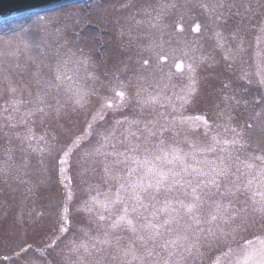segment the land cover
I'll return each mask as SVG.
<instances>
[{
	"label": "snow or ice",
	"instance_id": "snow-or-ice-1",
	"mask_svg": "<svg viewBox=\"0 0 264 264\" xmlns=\"http://www.w3.org/2000/svg\"><path fill=\"white\" fill-rule=\"evenodd\" d=\"M201 7L214 16L217 24H227L222 2ZM66 29L67 25H60L58 18L37 16L19 31L0 36V79L8 83L11 97L0 105V119L7 122L0 126H24L25 131L15 135L22 145L26 143V148L22 149L23 164L10 163L12 157L6 153L7 159L0 161V175L7 177L13 167L27 169L28 153H32L40 157L38 164L44 175L28 189L29 194L34 195L36 189L48 183L49 173H55L65 189L62 204L58 206L59 227L50 237V244L34 250L31 245L21 248L14 258L5 257L9 264L12 259H19V264H51L47 260L48 249L68 236L72 224L70 211L75 194L68 173L75 165L80 169L77 175L83 176L87 169L81 167L82 162L95 158H103L104 182L107 184L108 179H113L115 187L109 185L102 190L99 184L88 183L83 188L86 199L80 201L76 210L88 214L96 231L93 235L91 229L82 228L85 238H68L63 264H264V150L259 154L246 151L251 147L246 135L257 130L264 134V96L259 98L260 107L251 117L255 124L232 126L231 115L225 117L223 110L217 112L226 122L216 127L231 133L230 137H221L212 131L207 115L185 114L186 106L193 103L198 93L197 66L189 63L187 85L173 94L179 107L172 97L164 98L171 113H159L162 123L156 118L142 120L122 116L104 127L107 112L125 108L132 97L118 74L115 84L109 81L112 96L101 97L96 89L81 82V69L85 71V79L96 81L99 78L87 71L95 64L91 52L80 44L82 32L73 33L69 38L65 35ZM200 30L199 24L193 28L197 33ZM258 31L259 49L264 42V21ZM52 33L57 37L54 48L47 39ZM214 37L216 47L224 50V59H233L234 50L225 49L223 30L215 31ZM242 44L241 40L237 50H243ZM21 53L25 56L24 65L19 63ZM255 55V71L243 72L240 79L252 84L251 77H255V83L264 88V51L257 50ZM13 59L16 63H12ZM208 59L200 57L201 62ZM142 63L147 66L149 61L145 59ZM29 64L34 66L32 77L36 93L33 101H24L16 98L18 88L12 83L10 73L24 71ZM175 67L183 71V61L177 62ZM70 72L76 75L71 87L66 83L74 79ZM231 86V82L223 84L224 88ZM24 89L32 95L29 85L22 84L19 90ZM94 97L101 102L86 119L82 133L62 138L55 130L49 133L45 129L37 135L34 126H29V118L39 116L43 124L53 113L59 121L69 106L87 117ZM135 99L143 114L145 108L161 104L162 97L147 88L137 87ZM223 99L240 103L227 93ZM27 103L32 106L17 121L20 106ZM32 124H35L34 119ZM177 124L185 129L183 140H166V132L180 135ZM122 125L126 127L121 132L120 143L125 147L116 151V144L110 142L115 141ZM245 128L249 130L247 133ZM201 129L208 138L206 141L189 135ZM93 136L97 138L94 144ZM241 153H244L243 158ZM109 157L113 158L112 165H124L115 176L110 172ZM30 250L31 255H28Z\"/></svg>",
	"mask_w": 264,
	"mask_h": 264
},
{
	"label": "rangeland",
	"instance_id": "rangeland-1",
	"mask_svg": "<svg viewBox=\"0 0 264 264\" xmlns=\"http://www.w3.org/2000/svg\"><path fill=\"white\" fill-rule=\"evenodd\" d=\"M224 4V14L228 17L227 24H217L213 15L205 12L201 7L203 4L211 7L216 3ZM127 5V6H125ZM168 5V7H165ZM171 5H175L171 7ZM229 6H232L229 9ZM248 8L251 10L248 11ZM147 9V11H145ZM159 14V19H156ZM37 16H48L58 18L60 25H67L65 35L71 38L73 33L82 32L80 44L85 51H90L95 67L89 66V72H93L99 79L93 81L85 79V71L79 72V79L87 87L94 88L101 97L112 96L109 90V81L116 83L115 76L126 84V91L132 97L131 102L119 111H108L106 115L107 127L114 119L122 116L130 118L139 117L142 120L156 118L162 123L159 113H171V108L164 98L172 97L174 93L180 92L181 88L187 85V65L189 63L197 66L198 93L192 104L186 106L185 114L201 113L207 115L212 122V131L220 134L221 137H230L231 133H225L224 128H217V124H224L225 118L218 117L217 112L223 110L225 117L231 115L232 126L255 124L251 119L254 111L260 105L259 98L264 96V88L255 83L240 79L243 72L255 71V60L257 50L264 51V42L257 48L256 38L260 35L258 29L264 21V0H90L67 4L48 12L31 14L12 22L0 25V36L8 35L19 31L30 20ZM79 21L77 23L76 21ZM201 25L200 32H194L193 27ZM56 25H53L55 27ZM223 30L225 36V49L234 50L233 59H224V50L216 47L214 32ZM51 31V30H50ZM121 31L123 35H121ZM235 33V39L233 38ZM53 48L57 43L55 33L47 37ZM62 39V38H61ZM241 40L242 51L237 50ZM151 48V50H148ZM186 53V55H185ZM33 55L35 53H32ZM208 57V60L201 62L200 57ZM163 57V59H161ZM147 59L149 64L143 65ZM183 61V71L177 70L175 65ZM214 61V62H213ZM12 63H16L13 59ZM19 63L25 64V56L21 53ZM230 65L229 67H226ZM34 66L28 65L24 71L11 72V80L17 86L16 98L24 101H33L36 87L32 77ZM47 73V69L44 70ZM74 79L66 81L69 87L73 86L76 75L70 72ZM103 82V84H102ZM225 82H231L230 88H224ZM22 84L31 88L32 95L28 90L20 91ZM137 87L147 88L153 94L159 93L162 97L161 104L145 108L141 114L140 107L136 104L135 92ZM8 83L0 79V105L11 97L7 91ZM235 96L240 103L235 101L225 102L223 96ZM54 95V93H53ZM247 101V105L245 104ZM101 101L93 98L89 106L88 116L82 111H72L69 106L59 121L55 120V114L45 118L41 124L40 117L29 118V126H34L37 135L45 129L52 132L55 130L62 138L82 133L85 128L86 119L91 117ZM31 103L22 104L16 120L20 119ZM35 124H32V120ZM7 122L0 119V125ZM126 126H120L116 132V139L110 143L116 144V151H122L125 147L120 143L121 132ZM179 136L172 132L165 133V139L170 142L183 140L185 129L177 124ZM24 126L18 125L15 128L0 126V161L6 160V153L11 155L15 165H22L24 159L22 145L15 133H23ZM249 130L245 128L247 133ZM7 133V135H5ZM193 139L201 142L208 138L203 136V130L190 132ZM50 138V137H49ZM92 137V143L96 142ZM251 147L247 152L259 154L264 150V134L258 130L246 135ZM141 143H144L142 140ZM187 148V145H183ZM85 147H88L86 144ZM11 149V152L8 150ZM242 158L244 153H241ZM40 157L28 153L29 165L27 169L13 167L7 177L0 175V264H9L5 257L14 258L21 248L32 246V249L43 248L50 244V237L58 230L59 217L58 206L62 204L65 195L64 187L58 182L55 173H49L51 179L47 184L35 190V194H29L28 189L39 179L43 178L38 164ZM76 159L75 157L73 158ZM109 157V167L112 176L120 173L124 165H112ZM81 167L87 169L83 175H77L80 171L75 165L68 173L71 178L74 198L71 202L70 219L72 220L68 236L60 239L54 248L48 249L47 260L51 264H63L62 257L66 248L67 239L75 236L83 239L81 229H91L95 234V225L90 222L88 214L76 210L82 199H86L83 188L88 183L99 184L102 190L109 185L115 187V181L108 179L104 182L103 158L89 159L82 162ZM27 173L25 175L24 173ZM27 180L29 183H21ZM83 181V182H82ZM40 214V215H37ZM94 219V217L92 218ZM254 229L253 231H256ZM126 235V234H125ZM31 255V250L28 252ZM12 264H19V259H12Z\"/></svg>",
	"mask_w": 264,
	"mask_h": 264
},
{
	"label": "water",
	"instance_id": "water-1",
	"mask_svg": "<svg viewBox=\"0 0 264 264\" xmlns=\"http://www.w3.org/2000/svg\"><path fill=\"white\" fill-rule=\"evenodd\" d=\"M80 1L84 0H0V22L19 15L48 12Z\"/></svg>",
	"mask_w": 264,
	"mask_h": 264
}]
</instances>
